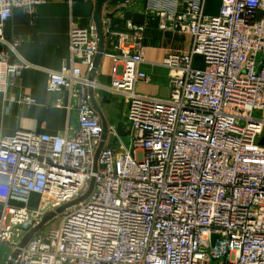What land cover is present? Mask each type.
Masks as SVG:
<instances>
[{
	"label": "built area",
	"instance_id": "2783aa9c",
	"mask_svg": "<svg viewBox=\"0 0 264 264\" xmlns=\"http://www.w3.org/2000/svg\"><path fill=\"white\" fill-rule=\"evenodd\" d=\"M47 1L0 0V28L13 8ZM209 1L174 0L157 11L159 29L190 37L187 50L159 63L168 71L164 97L136 91L148 80L144 24H103L116 36L103 51L108 83L90 78L95 25L70 27L69 65L49 70L46 89L55 107L76 112V126L0 137V248L18 251L12 264H264V118L252 116L264 110V0H216L207 14ZM0 42L6 92L29 63L1 32ZM95 90L122 104L129 147L113 126L108 141L119 143L102 140ZM91 180L88 195L69 205ZM63 206L57 227L20 247Z\"/></svg>",
	"mask_w": 264,
	"mask_h": 264
},
{
	"label": "crops",
	"instance_id": "0c3cea01",
	"mask_svg": "<svg viewBox=\"0 0 264 264\" xmlns=\"http://www.w3.org/2000/svg\"><path fill=\"white\" fill-rule=\"evenodd\" d=\"M174 0H128L119 4H103L101 19L109 23L112 31H126L129 24H144V62L141 68L147 73V81H139L136 91L141 94L164 97L168 95V71L159 65L170 52L187 50L190 37L171 29L158 27L157 11L169 10ZM208 4H218L210 0ZM96 0H49L36 5L31 11L15 7L12 15L3 22L0 32L15 43L18 55L29 63L18 76L13 77L6 92H0V137L16 130L56 133L68 126L75 127V111H66L53 105V94L46 89L49 70L69 65V30L72 25L85 27L94 24ZM217 8V7H216ZM217 11V9H216ZM112 34V33H111ZM111 34H104L103 48L108 50ZM114 35V33L112 34ZM5 45L0 42V50ZM81 67L82 73L86 74ZM111 61L102 56L96 73L91 74L99 82L110 81ZM28 98L29 101L25 99ZM91 104L105 121L108 129L121 128L122 104L103 90L92 93ZM264 118V110L258 111Z\"/></svg>",
	"mask_w": 264,
	"mask_h": 264
},
{
	"label": "water",
	"instance_id": "95a60500",
	"mask_svg": "<svg viewBox=\"0 0 264 264\" xmlns=\"http://www.w3.org/2000/svg\"><path fill=\"white\" fill-rule=\"evenodd\" d=\"M128 0H96V8H95V11H94V24H95V27H96V31H97V37H98V51L93 59V68H92V74L96 73V70L98 68V65L101 61V57L103 56V51H104V46H103V41H104V32H103V22H102V19H101V8H102V5L103 4H112V5H115V4H119V3H124V2H127ZM108 40L110 42H112V44L115 42L116 40V36L115 35H109L108 36ZM90 78H93L92 76H90ZM92 91L89 92L90 96H91V100H92ZM96 108V107H94ZM96 110H98L96 108ZM102 129H103V132H102V140L105 139L106 137V133H107V125L105 123V121H103L102 123ZM92 186H93V180L90 181L89 183V187H88V190L87 192L82 196L80 197L79 199L75 200L74 202L70 203L69 205H72V204H75L77 203L78 201L82 200L83 198H85L88 193L91 191L92 189ZM65 206L63 207H60L58 208L55 212H51L49 214H47L46 216H44L41 221L36 225L34 226L21 240V243H20V247H22L26 241L37 231L41 228V226L46 222L48 221L56 212H62L64 210ZM18 254V251H14L11 255V259L9 260V262L7 264H12L13 263V259L16 258Z\"/></svg>",
	"mask_w": 264,
	"mask_h": 264
},
{
	"label": "rangeland",
	"instance_id": "374dc122",
	"mask_svg": "<svg viewBox=\"0 0 264 264\" xmlns=\"http://www.w3.org/2000/svg\"><path fill=\"white\" fill-rule=\"evenodd\" d=\"M217 4H208L207 9H206V13L207 14H215L216 13V8ZM195 66L197 67H202L203 66V62H202V58L200 56H196L195 58ZM259 113L254 112V114L252 115L254 117V115L258 116ZM128 127L127 121H121V128L120 130H117L118 132V136L121 140V142L125 145V147H129L130 145V138L132 135V132L129 131H125V128ZM261 140V144L264 145V129L263 132L261 134L260 137ZM119 141L116 137H113L110 141L111 146L118 144ZM63 212H56L48 221H46L41 228L39 229L40 232L46 233L50 228H54L58 226V223L60 221V218L62 216ZM12 253V248L10 245H2L0 248V264H6L7 260L9 258V256Z\"/></svg>",
	"mask_w": 264,
	"mask_h": 264
},
{
	"label": "trees",
	"instance_id": "16d2710c",
	"mask_svg": "<svg viewBox=\"0 0 264 264\" xmlns=\"http://www.w3.org/2000/svg\"><path fill=\"white\" fill-rule=\"evenodd\" d=\"M259 142L262 143L261 140H259Z\"/></svg>",
	"mask_w": 264,
	"mask_h": 264
}]
</instances>
